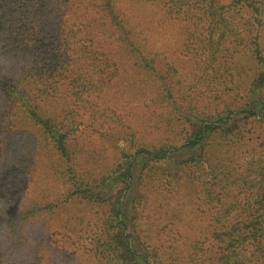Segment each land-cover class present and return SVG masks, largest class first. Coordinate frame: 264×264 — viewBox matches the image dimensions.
Instances as JSON below:
<instances>
[{"label": "trees", "instance_id": "1", "mask_svg": "<svg viewBox=\"0 0 264 264\" xmlns=\"http://www.w3.org/2000/svg\"><path fill=\"white\" fill-rule=\"evenodd\" d=\"M142 1L177 19L204 90L230 101L198 122L183 116L196 109L193 84L117 0H0V229L12 238L74 201L97 214L90 249L100 264H158L162 254L167 264H264V179L255 180L264 175V0ZM239 51L255 66L236 93ZM120 69L128 86L156 93L129 120L110 90ZM222 147L242 152L226 160ZM37 159L63 188L60 201L31 196ZM110 180L120 184L104 194ZM183 239L179 262L171 256Z\"/></svg>", "mask_w": 264, "mask_h": 264}, {"label": "rangeland", "instance_id": "2", "mask_svg": "<svg viewBox=\"0 0 264 264\" xmlns=\"http://www.w3.org/2000/svg\"><path fill=\"white\" fill-rule=\"evenodd\" d=\"M117 3L122 7L130 23L136 30L142 31L147 36L152 49L158 52L164 61L177 68L182 83L185 86L193 84L190 90L195 95L189 98V100L194 104L196 109L182 110L181 114L183 116L187 117L188 120L198 122L206 114L208 115L209 110H213L218 104L221 105L230 101V99L226 98L229 97L227 94L218 97L217 93L220 92V89H215V92L209 91L208 88L204 90L205 87L201 84V79L198 80V73L200 72L194 70L196 65H194L191 58L188 59V55L183 49L182 33L177 19L165 16L148 4L147 1L117 0ZM233 61L239 68L232 71L238 73L235 79L239 80V84L237 83L233 86L235 87V92L240 93L245 89V85L255 65L251 56L247 53L243 54V51L236 53ZM126 71L133 77L132 70ZM193 73L197 75L190 79L189 76ZM120 74L122 76H119L115 80L110 90H112L114 96L119 97L118 100L116 99V102L119 103L117 113L122 114L129 120L128 111L134 117L138 113L141 114L156 93L154 89H146V84L136 83L141 87V90H137L135 86H128L131 82L129 81L130 78L126 76L122 69H120ZM261 90L264 93V86ZM146 99H148L147 102ZM236 100L238 99L231 102L236 103ZM245 145L241 148L242 150L245 148L251 150L250 146H253V149H255L253 144L245 142ZM222 148L224 150H219L218 153L221 154V157L226 158V160L231 158L229 153L234 154V157H238L242 152L239 150L227 151L226 149L228 148ZM103 149L107 155L112 154L111 150L113 149L111 146ZM223 152L227 154L224 155ZM38 162L42 176L39 179V185H32L30 189L31 196L36 199L38 204H49L60 201L61 197H58V195L64 192L63 188L57 179L53 178L47 169H45L46 167L41 159H37L36 165H38ZM255 172L256 181L257 179H264V175L259 169ZM119 184V182L114 180L108 181L103 189V193H110ZM5 195L6 193L2 194L0 200L3 201L4 199L7 201L4 198ZM11 196L12 194H8L11 207L15 206L16 209L17 206L12 205L14 201L11 200ZM96 216L95 210L85 205V203L82 204L74 201L62 202L52 212L45 210L44 214H39L36 219L24 221L25 223L18 226V232L12 238L7 237L2 232L3 230L0 229V256H3V264H100L97 258L91 254L92 251L90 249L92 247V233L95 230L94 222L96 221ZM199 234V231L189 233L182 228V237H187L190 241L199 238ZM65 241L66 243H64ZM158 242H160V239ZM184 242H186L185 239L176 243L174 253L179 254V256H171V258H176L179 262L184 261L183 254L188 250L186 248L187 244H184ZM156 259H158V264H167V262L171 261L164 254L156 256Z\"/></svg>", "mask_w": 264, "mask_h": 264}, {"label": "clouds", "instance_id": "3", "mask_svg": "<svg viewBox=\"0 0 264 264\" xmlns=\"http://www.w3.org/2000/svg\"><path fill=\"white\" fill-rule=\"evenodd\" d=\"M13 210L15 211V206L13 207Z\"/></svg>", "mask_w": 264, "mask_h": 264}]
</instances>
